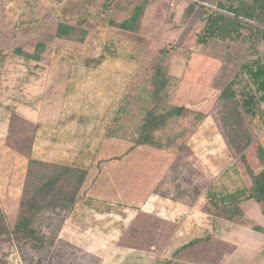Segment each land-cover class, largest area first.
<instances>
[{
  "label": "rangeland",
  "instance_id": "1",
  "mask_svg": "<svg viewBox=\"0 0 264 264\" xmlns=\"http://www.w3.org/2000/svg\"><path fill=\"white\" fill-rule=\"evenodd\" d=\"M135 1L0 0V47L9 54L4 74L6 88L2 94L12 91L13 80L23 79L30 69L27 61L13 55V49L30 48L40 40L51 41L53 28L60 20L75 29L67 39L53 45L54 52L86 56L103 51L105 43L113 64L118 65L121 58H128L129 68H133L128 77V90L121 104L112 110L111 121L106 126L107 138L99 145V152L106 148L107 154L95 158L73 204L79 193L78 199L88 196L139 208L120 234L109 237L108 241L125 249L102 253L106 259L103 263L98 255L75 247L82 244L77 233L62 231L66 211L46 207L34 216L36 232L30 238L10 232L0 239V264H150L151 259L127 258L125 252H133L130 248L136 252L156 248L160 260L155 264H165L176 248L195 238L200 239L183 247L167 264H264V238L253 235L251 228L262 221L259 206L253 200L242 203L245 224H240L214 215L206 195L209 187L234 191L247 186L249 170L260 169L258 146L264 149V103H257L250 113L240 107L241 119L235 120L229 113L231 102L219 96L224 86L221 74L232 73L238 66L239 73L233 78L232 87L240 98L247 86L240 64L251 58L242 53L231 56L229 45L215 35L202 46L208 48L206 54H192L191 60L186 62L185 73L167 78L170 63L176 69L183 67V62L174 57L178 47L189 50L188 45H174L175 29L168 25L172 37L164 36L162 41L157 39L154 44L145 46L139 42L136 32L128 33L105 23L113 7L126 4L127 9V5ZM213 2L217 6L218 0ZM81 16H86V22L79 25L76 20ZM251 28H257L258 35L264 33L259 25ZM196 43H199L197 37ZM255 51L253 47L251 53ZM83 58L68 57L62 62L63 67L83 68ZM221 59L230 61L233 66L224 69ZM2 65L0 62V68ZM3 102L6 101L0 104L3 110L0 120L5 122L0 126L3 129L0 136V227L11 229L18 203L34 195L61 167L33 163L29 159L31 126L22 118L10 122L8 107ZM174 106H184L187 111L167 117L163 125L151 132L156 145H135L149 113L167 114ZM60 173L54 190L71 191L80 173L77 170ZM155 195L161 196L164 202H175L179 208H165H178L182 215L172 221L157 215V209H140ZM89 239L95 247H100L105 240L103 237Z\"/></svg>",
  "mask_w": 264,
  "mask_h": 264
},
{
  "label": "crops",
  "instance_id": "2",
  "mask_svg": "<svg viewBox=\"0 0 264 264\" xmlns=\"http://www.w3.org/2000/svg\"><path fill=\"white\" fill-rule=\"evenodd\" d=\"M236 2L237 0H218L215 6L213 0H137L134 4L127 5V9L126 4L113 7L112 13L109 12L108 15L113 16L112 18L116 21H121L131 15L135 6H141L136 30L123 31L136 32L140 38L139 42L142 41L145 46L154 44L157 39L162 41L161 38L164 36H171L168 25L175 29L172 33L174 45L181 47L188 45L189 50L178 47V52L174 54V57H177L179 62H183V67L176 69L170 63L166 74L169 77H180L187 71L186 62L191 60L192 54L202 53L204 55L208 50L207 47L202 48L208 42L207 35L202 37L204 42L196 43L197 34L208 25L207 19L202 20L200 17L202 10H207L209 13L214 12L217 16L225 18L218 23V26L227 29L230 27L229 33L219 32L217 38L225 45H229L227 49L231 52V56L235 57L242 53L247 58H254L256 52L264 53V39L257 38L254 32L243 27L235 32L232 30L233 15L225 7ZM220 4L223 7H220ZM188 8L191 10L190 13H186ZM176 17L177 20H174ZM57 23L53 28L52 40H40L44 44V49L40 52L39 59H26L30 69L23 75V79L13 80L15 85L12 91L8 90L7 93L0 94V104L6 101L3 105L8 107L10 122L13 119L22 118L31 126L28 150L29 159L33 163L70 167L73 170L84 171L86 176L93 168L91 165L95 158L107 154L106 148L99 152V145L107 138L106 126L111 121L112 110L117 107L118 103L121 104L122 97L127 93L128 77L133 68H129L126 57L121 58L118 65L113 64V58L106 51L105 43L103 51L97 54L89 53L86 56L83 54L64 56L54 52L53 45H58V41L64 39L55 36ZM247 23L255 25V22L251 20ZM106 25L110 26L107 23ZM259 26L264 29V25ZM238 32L241 35H237ZM177 40L179 42H176ZM93 41L96 44L95 38ZM36 42L30 48L21 49L32 53ZM253 47L256 51L251 53ZM96 48H99L97 44ZM15 56L20 57V55ZM78 56L84 57L83 68L63 67L62 62L68 57ZM221 60L224 69L233 66L230 61ZM32 65L35 69H32ZM237 68L232 73L227 74L225 71L221 74L224 86L239 73ZM2 114L3 110L0 108V119ZM1 125H5V122L0 120ZM2 132L3 129L0 127V136ZM78 197L79 193L71 210L63 218L65 223L62 231L67 229L71 230V233H77L76 236L82 244L75 245V247H81L80 249L85 253L98 255L103 263L106 259L101 255L102 253L109 254L115 249H117L115 251L125 249L119 244L108 241L109 237H113L112 234H120L139 208L126 206L114 200H99L88 196L78 199ZM165 200L170 199L165 198ZM145 205H150V210L157 209L156 214L167 220L173 221L182 215L181 210H178L179 206H175V202L171 200L169 203L164 202L158 195L149 197L140 208H148ZM165 206L178 208L166 209ZM258 224L264 225L263 218ZM252 231L253 235L264 238V233ZM89 237H103L105 244L100 243V247H95L93 243H89ZM173 239L174 236H172ZM129 250L133 252H125L128 255L127 258H138L140 261L151 259L150 264H155L160 260V252L156 248L147 252L142 250L136 252L134 248Z\"/></svg>",
  "mask_w": 264,
  "mask_h": 264
},
{
  "label": "trees",
  "instance_id": "3",
  "mask_svg": "<svg viewBox=\"0 0 264 264\" xmlns=\"http://www.w3.org/2000/svg\"><path fill=\"white\" fill-rule=\"evenodd\" d=\"M220 7L223 6L220 4ZM225 9L233 15L231 23L233 26L232 30H234V32L238 31L240 27H243L245 29H250L252 32L254 31L257 38L264 39V33H261V30H259L261 34L258 35L257 28H251L253 25L247 23L248 20H251L255 22V25H264V0H237L236 3L226 6ZM140 11L141 7L135 6L129 17L121 21H116L108 16L106 23L122 30L135 31L137 28V17ZM190 11V8H188L186 13H190ZM206 11L207 10H202L200 17L202 20L207 19L208 25L202 29V32L197 34V42L199 43L204 42V39L202 38L203 36L207 35L209 38L211 36H217L219 32L223 33L224 31H227V33H229L228 31L230 27L227 29L220 28L218 26V23L223 21L225 18L217 16L214 12L209 13ZM76 21L77 24L81 25L86 22V16L78 17ZM74 29L73 25L65 22H58L55 28V36L67 39ZM237 35H241V33L238 32ZM43 49L44 44L37 41L32 53L25 52L20 47L14 48L12 53L13 55H20L24 61H27L26 59L38 60L40 52H42ZM8 59V52L0 47V62L3 64L0 68V94L4 92V89L6 88L5 84L2 83L5 81L4 78L7 73L5 65ZM240 69L245 74L247 79V87L241 93L240 98H237L235 90L232 87L233 80L227 82V84L219 92L220 97L231 102L229 113L235 120L241 119L240 107L243 112L250 113L253 111L257 103H264V53L259 54L256 52V56L254 58L240 64ZM165 77L168 78L169 76L167 75ZM184 111H187L186 107L174 106L167 114L155 116L154 114L149 113L140 128V134L135 140V145H156L151 132L163 125V121L167 117L181 115ZM258 159L260 162V169L256 172L249 170L248 174L250 183L247 186L237 188L234 191H227L223 189L216 190L211 187L207 189L206 195L208 204L214 215L227 221L245 224L244 212L241 205L245 201L253 200L259 206V210L264 221V149L261 146H258ZM66 171L74 170L70 167H61L60 172ZM77 171L80 173V179L71 191L54 190V186L61 174L59 172L53 178L44 182L34 195L21 200L18 203L17 215L11 229L0 227V239L5 234L7 235L10 232L19 237L30 238L36 232L33 227L34 216L46 207H53L66 212L70 211L74 205L73 202L77 191L79 190L85 176L84 171ZM145 207L150 209V205H145ZM251 228L257 232L264 233V225L253 224ZM199 239L200 238L192 239L188 243L176 248L172 252L171 258H174V256L187 244ZM170 259H167L165 264H167Z\"/></svg>",
  "mask_w": 264,
  "mask_h": 264
}]
</instances>
